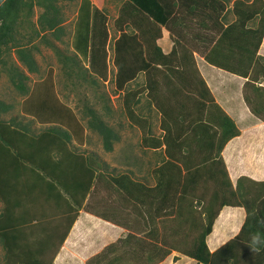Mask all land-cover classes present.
<instances>
[{"label":"trees","instance_id":"1","mask_svg":"<svg viewBox=\"0 0 264 264\" xmlns=\"http://www.w3.org/2000/svg\"><path fill=\"white\" fill-rule=\"evenodd\" d=\"M74 1L78 0H0V64L14 88L21 94H29V87L26 83L28 77L20 72L17 66H13L12 63L8 65L9 63L4 57L8 54L7 52L14 49L18 60L29 72L39 73L40 67L34 54L35 51L39 50V46L32 45L35 35L36 37L39 36L47 47L55 49L59 63L65 68V75L69 79H74L72 81L73 91L77 94L80 103L76 105L75 109L62 104L54 94L53 85L47 86L46 83L49 79H45L39 92V99L29 104L30 106L25 109L34 115L35 120L44 124L43 127L35 129L33 120L23 123L17 116L10 117V119L4 118V114H7L12 107L0 99V201L2 202L0 208V244L6 251L4 261L2 262L0 259V264H53L61 245L80 215L81 209L99 217L107 216L102 212L105 208L100 209L103 206L100 198L94 199L90 203L91 192L96 182L103 181L101 183L109 191L112 190L109 187L114 188V182L119 183V186L124 190H133L143 186L133 183L127 174L118 175L117 178L107 181L105 173H102L107 164L102 162L97 154L82 149L87 140L86 130L97 132L101 137L104 149L108 152L113 151L114 143L119 141L120 136L107 120L108 117L112 118L115 115L110 105V97L99 91L101 89L99 80L96 79L95 73L90 71V67L82 61L84 59L90 61L93 66H98L99 69H96L102 76L106 77L107 62L104 61L106 60L108 45L109 43L112 44L111 40L108 39V28L103 24L106 15L102 14L100 9L95 8L90 0H80L79 19L74 30L72 44L73 53L69 52L68 49L57 47L55 43L56 41L64 42L63 36L66 32L63 25L65 17L62 13V3ZM127 1L126 12L130 13L134 9L136 15L139 11L138 14L145 19L142 21L140 17L138 23L139 28L145 33L142 39L137 33L127 35L126 32H123L114 42V63L117 61L115 64L119 67L118 80L120 83L118 84L120 86H123L121 81L130 80L129 78H132V75L136 74L137 71L141 72L149 66L144 60L146 46L155 50V56L159 57L157 51H160L161 48L156 43L158 37L161 36L159 24L172 27L171 24L178 20L173 15L176 10H179L177 6L181 0ZM224 1H191L193 4V7L190 8L191 15L200 14V10L208 13L205 18L211 22V26L216 28L218 41H223L220 46H215L208 51L213 50L212 54L216 51L215 55L211 58L205 55V58L213 65L248 77L244 86L245 101L253 113L264 120V87L258 85L262 80L261 76L264 78V57L260 55L255 57L264 35V26L261 28L263 30L260 31L261 29L249 25V23L254 24L252 21H256V18L264 22V0H253L252 3L236 1L235 13L239 16V21L227 27L224 26L225 15L222 16L226 9ZM35 6L41 7L43 12L38 17V29L35 27L32 35L26 37L21 29L26 28L24 23L31 19ZM127 26L130 28V24ZM42 31H49L46 34L50 33L51 37L48 38L46 34L43 35ZM203 38L208 42H213L215 34ZM230 39H234V45L230 43L231 47H237L236 49L240 53L243 54L245 51V53L248 52L252 57H255L252 66L245 63L242 67L244 69L238 70L234 66L227 64V67L215 60L218 55L224 56L228 60L234 58L233 55H226L221 52L223 51L221 49L228 48L226 46H229V42L226 41ZM143 40L146 44H143ZM184 42H188L189 45L193 44L187 39ZM222 44L225 46H221ZM193 46L195 45L193 44ZM181 56L183 57V65L186 62V57L183 54ZM167 60L171 61L172 59L164 56L160 61L165 63ZM126 73L128 76L125 75ZM199 81H197L199 84L196 85L189 84V88L196 87L195 92L201 98L198 102L204 109L203 119L213 124L206 125L213 128L212 136L205 141L210 150V159L199 163L193 162V167L187 171L184 179L182 178L186 184L182 192L179 193L177 200L178 206L184 200L193 206L201 203V199H204L205 205L202 212L205 213V216L204 218L201 217L200 220L194 219L190 222L191 241L187 237L183 241L177 236L179 234L176 233H180L181 228H183L177 224V227L170 226V228L172 235L176 234L179 239L172 236L169 237L171 240H165L164 244L185 253L188 257L196 260V264H233V262L238 263L241 257V254L238 253L239 250L237 251V241L230 240L216 251L211 252L206 237L210 234L219 211L226 205L245 206L247 210L245 227L251 226L259 220H262L264 224V182L240 177L236 187L233 188L222 157V151L227 142L240 135L241 131L235 121L215 102L205 81L203 79ZM84 86L90 87V90H96L94 96L98 98V101H103L102 109L94 107L82 92H76ZM152 87L157 86L153 84ZM172 89L174 90V88ZM176 90L182 91L178 85H176ZM126 98H128L124 104L126 110L121 112L122 115L127 112L131 116V99L128 96ZM134 118L139 119V116ZM168 139L167 137L165 141L170 143ZM157 144L160 146L162 143L159 140ZM190 150L193 151L191 148ZM176 178L173 177V180L169 181L171 188H173ZM205 178L209 180L211 186L218 189V191L211 193L212 196L208 202L203 195L197 197L190 192L191 187L197 185L194 181L200 179L201 182L206 180ZM182 179L178 178L176 182ZM245 181H249V183H245ZM131 184L134 185L133 189L128 187ZM131 192L123 193L122 199L125 203H128L133 197H137V194ZM38 194L47 195L46 199L51 196L55 199L50 201V205L45 206L43 210L49 209L51 213L61 210L62 214L68 210L63 215L64 222H58L60 223L58 224L52 220L46 225L34 216L32 210L42 206L36 205L35 200L38 198ZM30 203L33 207L32 210L29 207ZM108 209L111 210L112 208ZM202 212L199 213L201 216ZM163 228L168 227L164 225ZM155 230H150L147 233L148 236L151 235V237L156 238ZM139 231L144 232L141 228ZM255 234L260 237L259 239H252L251 242L262 246V253L259 255L256 249L243 242L240 245L245 247V250L241 253L245 254L246 258L252 259L253 264H264L262 258L264 256V226H259L255 230ZM159 254L153 248L147 258L148 262L155 263L156 259L160 257ZM104 256L105 254L100 256L101 261ZM115 260L117 259L113 258L110 263H116ZM110 263L106 262L105 264Z\"/></svg>","mask_w":264,"mask_h":264},{"label":"rangeland","instance_id":"2","mask_svg":"<svg viewBox=\"0 0 264 264\" xmlns=\"http://www.w3.org/2000/svg\"><path fill=\"white\" fill-rule=\"evenodd\" d=\"M95 8L100 9V12L102 14L106 15V20H105V27L108 28V39L111 40V43L108 45V51L106 52V60L104 62H107V72H106V77L102 76L99 73V67L98 66H93L90 64V61H85L82 59L83 63L90 67V71L94 72L96 75V79L99 80V84L101 89L99 91L104 92L110 97V105L112 107V110H114V117L108 118V123L110 126L114 128L118 132V135L120 136V139L118 142L114 143V149L111 152H108L104 149L101 137L98 135L97 132H90L89 134V141L88 144H86V148L90 150V152H93V154H97L101 161L106 163V167L104 170L108 172H112L114 174L116 173H121V172H132V173H137V177H133L134 179L141 178L142 174L144 181H146L148 171L152 172L153 177H157L158 175L156 174L155 170L159 169V176H160V171H163L164 166L162 165L164 162H161V165L156 164L157 167H153L154 160H157V157H159L160 154H156V152H150V150H145L142 144H140L141 138L144 137V132L140 127L141 125H121L123 123L127 124V120L125 119V116H122V109L124 103L127 102V98H124L121 96L122 91H128L127 87L131 86L134 88L135 83L141 82L139 84V89L142 91V89L145 90V93L152 98L155 107L157 109H162L161 105L165 104V106H168V104H171L172 100L174 102L173 105V110L176 108L177 114H180V112L183 110L182 103L185 99L183 97H175L170 100L169 95H175L174 91L172 92V88L176 90V83L178 86L181 88L182 91L184 92H189L192 94L194 91H196V87L194 88H189L191 83L193 84H199L200 81L196 77L194 70V67L189 66L191 62L188 63V65L182 66V61L180 59H183L181 56L183 52L187 51H192V46L189 45L188 42H184L182 44L178 43L176 41L177 37L179 35L173 34V36L176 38H169L170 42L169 45H172V48H170V52H168V49L165 50V45L163 42H160L159 47L161 48L160 51H158L159 57L155 56V51L152 48H147L144 52V60L145 62L148 63L149 66L145 67L144 69L147 70L145 73L146 75H149L151 78V81L154 79V81L147 80V76L144 75V71L138 72L136 74L132 75V78H129L130 80L127 81H121L123 86H120L118 83V72H119V67L115 64L117 61L114 63L115 59V52H114V42L118 37L123 34V32H126V34L130 35L132 33H137L139 38L143 37L145 31H142L139 28L138 22H134L132 24V21H134V18L136 17V12L135 10H131L130 13L126 12V7L128 6V1L127 0H90ZM236 1H246L247 3H252L253 0H230L227 3V11L225 13V23L226 24H232V23H238L239 21V16L235 13L236 8H237V3ZM80 0L74 1V2H63L62 3V13L64 14L65 20L63 22V25L66 29L65 35L63 36V41L64 42H59L56 41L57 47L61 49H68L69 52L73 53V41H74V30L77 24V21L79 19V12H80ZM130 7V5H129ZM43 12V9L39 6H35L33 9V14L31 15V19L27 22L24 23V26L26 28L21 29V32L23 33L24 36L29 37L32 35L33 29L37 27L38 29V17L41 15ZM139 11L137 12V14ZM257 19V20H256ZM256 21H252L253 23H249L251 27L254 28H263L264 22L262 20H259V18H256ZM140 21V20H139ZM142 21H145L144 18H142ZM127 24H130V28L127 26ZM107 25V26H106ZM254 25V26H253ZM146 26V25H145ZM147 27V26H146ZM40 29V28H39ZM261 29L260 31H262ZM49 31H42L41 33L46 34ZM148 34L150 35L149 31ZM182 34V33H181ZM213 34V33H212ZM215 34L214 41L212 42H206L203 44V49L200 50L199 54L207 55L208 58H211L213 55H215L216 51H214V54H212L213 50L208 52L211 48L220 46V44L223 42L218 41L219 37L217 33ZM148 35V37H149ZM48 38H50V33L46 34ZM189 37H191V34H189ZM168 38V37H167ZM259 38V36H258ZM143 39V38H142ZM189 39V38H188ZM100 40V39H99ZM190 42L191 39H189ZM229 46H226L228 48L221 49L222 53L226 55H233L234 58L231 60H228L224 56L218 55L220 57H216L215 60L228 67L229 66H234L238 70H242L244 68L245 63L249 66L253 65V62L255 60V57H258L257 54H255V57H252L250 53H245L243 51V54L240 53L237 47H231L230 43L232 44L234 42V39H230L229 41ZM143 40V44H144ZM214 43V45H213ZM146 44V43H145ZM32 45H38L39 50L35 51V59L37 61L38 66L40 67V72L39 73H31L29 72L26 67L23 66V64L18 60L16 51L14 49H11V51L7 52L8 54L4 57V59L9 63L10 65L12 63L13 66H17L20 72L24 73L27 75V85L29 87V94L24 95L19 93L14 86L12 85L8 75L6 74V71L2 68L0 64V99L4 100L7 104H9L12 108L7 114H4V118L10 119V117H19V119L23 123H28L33 120V126L35 129H39L43 127L44 124L40 123V121H37L34 119V115L31 112H27L28 110H25L29 104L32 102L34 103L37 99H39V92L41 91L42 85L44 83V80H48L49 85H53V90L54 94L56 97L62 102V104H66L69 107L75 109L76 105L79 102V98L77 94L73 91L74 87L72 84V79L67 78L65 75L64 69L62 65L59 63L58 57L56 56V51L55 49L47 47L44 42L41 40V38L36 37L34 35L33 43ZM234 45V43H233ZM221 46H225L222 44ZM168 48V46H167ZM220 48V47H219ZM259 48V47H258ZM150 49V50H149ZM258 51V50H257ZM172 53L171 56L164 55L165 53ZM73 55V54H72ZM259 55V54H258ZM261 55V54H260ZM155 56V57H154ZM164 56H167L168 58L175 60L174 62L171 61H166L165 63L161 62L162 58ZM190 58H193V55L189 56ZM194 63L195 60H193ZM162 64V66H154L152 64H157L159 63ZM172 62V63H171ZM248 66V67H249ZM175 67V68H174ZM180 67V68H179ZM187 67H189V70H187ZM97 68V69H96ZM250 69V68H249ZM125 70V69H124ZM185 71V73H182ZM187 72V73H186ZM197 72V76H198ZM128 76V74H125ZM185 75V76H184ZM187 75V76H186ZM201 77V74H200ZM251 78V77H250ZM189 79V80H187ZM261 79L264 80L263 76H261ZM134 80V81H133ZM183 80H186L183 82ZM245 80V79H244ZM244 80H242V83L244 84ZM199 81V83L197 82ZM202 83V82H201ZM155 84L157 87H152V85ZM190 84V85H189ZM208 87V86H207ZM153 88V89H152ZM218 88V87H217ZM221 88V87H220ZM211 89V88H210ZM209 89V90H210ZM243 87L240 88L238 91H243V96L245 99V93H244ZM86 90V91H85ZM85 91V92H84ZM96 91V90H95ZM94 90H90V87L84 86L79 88V91L76 92H82L89 100L90 103L94 105V107L102 109L103 107V101H98V98H96ZM218 92V90H217ZM183 92H178V95H182ZM121 97H120V96ZM242 97V93H241ZM76 111V110H75ZM187 114L185 113V116ZM175 127H179V125H172ZM171 125H152L153 127V132L156 133L157 138L160 137V133L165 130H168L171 128V132L173 131L176 135L179 134L178 139V144H181L183 140H185L186 134L185 132L188 131L190 128V125H180L179 131H175V129ZM45 127V126H44ZM185 127V128H184ZM166 137V135L164 136ZM186 141V140H185ZM185 144V143H184ZM185 146L182 145L183 150L180 148H177L176 151H174L175 154L178 153V156H173L174 159H172L170 162L173 165L179 167L178 165H183L185 166L184 168L190 170L193 167V163L189 161L190 156H194V153H191L190 148L193 147L190 144H185ZM189 146H191L189 148ZM86 149L85 146H82V149ZM193 149V148H191ZM187 150V151H186ZM163 151V150H162ZM159 153V152H158ZM168 154V153H167ZM162 156V155H160ZM131 164L132 166L128 165ZM170 163H166L168 167H171ZM134 166V167H133ZM161 166V167H160ZM180 168V167H179ZM141 170L142 173L140 174L137 170ZM99 174V173H98ZM133 175V174H131ZM158 176V179H159ZM163 178V177H161ZM107 180H110L109 178ZM163 181L165 179H162ZM173 180V179H172ZM143 181V182H144ZM175 183L173 184V188L175 190H178L179 193L182 192V189L185 187V184L183 179L180 180L179 182H176V179H174ZM102 182V181H101ZM101 182H96L93 190V197L95 200L101 199L102 201L108 198L110 195L109 201L115 202L114 199L120 200V196H118L117 193H111L105 191L104 187H102ZM186 182V181H185ZM116 185V182H114ZM145 183V182H144ZM167 182L163 183V188ZM179 184V185H178ZM202 184V183H201ZM211 185V184H210ZM209 185V190H211V193L213 191V187H210ZM199 189V191L202 192L204 197H206V201L210 199V196L212 194H208L207 192L205 193L206 189L202 188V186H197L196 190ZM210 193V192H209ZM122 195V194H121ZM163 194H161L162 196ZM38 198L35 200L36 205H42L36 210H32L33 207L32 204L30 203L29 207H31L32 213H34V216L36 218H39V221L42 223H47L49 221H52L54 218V213L50 212L49 209L43 210L45 206L50 205V201L55 200L54 198L48 197L47 195L43 194H38ZM165 197L167 199L163 202L170 203L171 206L169 207L168 214H165L163 212H160L161 216L164 214L166 216H175L178 208V196L177 194L174 195L173 197L168 193H164ZM170 199H169V197ZM199 196V195H198ZM172 197V198H171ZM22 199V198H21ZM117 200V201H118ZM124 201V200H123ZM147 202V200H144ZM25 202V201H24ZM23 202V203H24ZM32 202V201H31ZM141 201H135V205L132 204V199L129 200V202L124 203L120 208L118 214L114 216L115 219H113V224L108 225L107 228H111L113 230L114 234L112 235L109 234V230L106 228H103L100 226L99 223H101L102 217H98L97 221L95 220V223H91L90 229H87V231L83 235L82 232L86 229L85 227H82L81 229H76L73 231L75 234L73 236L77 238H81V236H77V233H80V235L85 236V239H82L84 242L80 241L73 246H67V249L60 248L59 252H61L59 258H55L53 264H105L106 262H109L113 259L116 258L115 260L116 263H110V264H147V258L149 254H151L152 249H155V252L160 253V257L156 259V262L154 264H175L176 258H180L183 256H186L185 253L180 254L173 253L170 254L169 256H166V253L164 252L165 250L160 249V241H152L150 237L148 236V232L152 229L158 230L157 234L160 233L162 235L161 231L165 228L164 225L169 226L168 223H170L167 220H162L161 217L158 215H152L148 221L149 223L146 226V229L144 228V225L141 226V219H138L139 216H137V212L141 210L144 212L148 207H146V204H139ZM160 202V201H159ZM117 206V205H116ZM139 206V207H138ZM2 207V202L0 201V208ZM105 210V209H104ZM104 210L102 212H104ZM65 212V211H63ZM68 212V211H67ZM65 212V213H67ZM64 213V214H65ZM61 210L58 212V215H61ZM63 214V215H64ZM137 219V220H135ZM174 220L173 218H171ZM115 220V221H114ZM176 220V219H175ZM58 221L61 223L63 220L58 217ZM173 222V221H172ZM117 223V224H116ZM174 223V222H173ZM121 226L118 227L119 225ZM90 225V224H89ZM85 224L84 226H89ZM118 225V226H117ZM133 228H132V227ZM139 228L143 229L145 233L139 232ZM166 229H169L166 228ZM133 232V234H129ZM132 237H131V236ZM167 237H171L167 235ZM174 237V235H173ZM97 240V242H90V239ZM74 243V242H73ZM153 246V248H152ZM166 249V247H163V249ZM69 250V251H68ZM150 252V253H149ZM6 254V251L0 244V259L2 262L4 261V256ZM59 254V253H58ZM105 254V256L102 258L101 261V255ZM94 255V256H93ZM91 257L88 261L87 258ZM121 259V260H120ZM188 260V259H187ZM87 261V263H85Z\"/></svg>","mask_w":264,"mask_h":264},{"label":"crops","instance_id":"3","mask_svg":"<svg viewBox=\"0 0 264 264\" xmlns=\"http://www.w3.org/2000/svg\"><path fill=\"white\" fill-rule=\"evenodd\" d=\"M192 0H181L178 3H180L177 6L178 11H175V14L173 16L177 17V21L173 22L171 26H168L166 24H159V27L161 29V36L158 37L156 40V43L160 45V42H163L165 45V50L168 49V52H170V48H172V45H169L170 42L167 43V41H170L169 38H174L176 39L173 34L179 35L176 39V41L180 44L184 43L185 39L193 43L190 44L193 48L192 51H185L182 54L185 55L186 57V62L183 65H188L189 62L191 64L189 66L194 67L195 70L193 74L196 75L198 80L203 79L210 89V92L215 100V102L220 105L223 110L235 121V124L237 127L240 129V135L232 138L227 142L225 147L223 148L222 151V157L224 159V162L226 164L229 178L231 180V183L233 185V188L236 187L237 181L240 177H247L251 180L257 181V182H264V120L260 117L257 116L253 113V111L249 108L248 104L246 103L244 96H243V91H238L240 90L241 87L244 88L245 83L248 80V77H244L240 74L233 73L229 70H226L224 68H220L216 65L211 64L210 62L207 61L205 58V55L199 54L200 50L203 49V44L207 42V40H204V36L209 37L212 33H216L217 30L215 27L211 26V22L207 18L208 13H204L203 10H200V14L196 13L191 15L190 13V8L193 7V4H191ZM211 1V0H208ZM224 1V0H223ZM229 2V1H228ZM225 2V6H227V3ZM227 11V8L225 9L224 13L222 16L225 15ZM228 12V11H227ZM212 13V12H211ZM213 15V14H211ZM143 18L142 15L137 14L136 17L134 18V21H132V24L134 22H140L139 18ZM214 18V17H213ZM153 20V18H152ZM147 21V20H146ZM231 24H226L225 27ZM182 33V34H181ZM189 34H191V37H189ZM168 37V38H167ZM189 38V39H188ZM158 45V46H159ZM214 45V43H213ZM168 46V48H167ZM155 51V50H154ZM167 51V50H166ZM165 53L164 55L171 56L172 53ZM258 54L260 56L264 57V35L263 38L259 44L258 48ZM158 53V51H157ZM257 54V55H258ZM193 55V58L188 57ZM196 63H194V61ZM175 60H172L174 62ZM182 61V59H180ZM171 62V63H172ZM154 66H162V64L157 63V64H152ZM183 65L181 67H183ZM175 68V67H174ZM180 68V67H179ZM184 70V67L183 69ZM147 71H144L143 76H147V80L151 81V78L149 75H146ZM197 72L198 76H197ZM201 74V77H200ZM245 79V80H244ZM242 80H244V84L242 83ZM134 81V80H133ZM154 81V79L152 80ZM151 81V82H152ZM186 80H183L185 82ZM139 84L141 82L135 83L134 88L133 87H127L129 89L128 91H122L121 96L126 98L127 96L130 97L131 102L130 105L132 107V114L131 116L125 112L123 113L122 116H125V119L127 120V124L123 123L121 125H141L140 130L142 129L144 132V137L141 138L140 144L144 147L145 150H150V152H156V154H160L159 157H157V160H154V165L153 167H157L156 164L161 165V162H164L162 165L164 166L163 171H160V176H159V169L154 168V171L156 174L159 176L153 177L152 172L148 171V175L145 179H143V174L141 178L134 179L133 177H137V173H132V172H121V173H112L115 171H112L111 173L105 172L106 170H103L105 173V178L106 180L117 178L118 175H125L127 174L130 179L132 180L133 183H138L140 185H143L142 187L139 188H134V185H130L128 187H131L133 190H128V189H122L120 187L119 183H116V185H113V187H109L111 191H109L107 188L104 187L105 191L111 192V193H117L118 196H120V200L114 199L115 202L109 201L110 195L108 198L102 201L103 206H101L100 209L105 208L104 210V215L107 214V216H103L101 220L100 226L103 228H106L109 230V234L112 235L114 234L113 230L111 228H107L108 225H112L113 219L115 215H117L119 212V208L125 203L122 199L123 193H128L129 191L132 194H137V197L132 199V206L135 205V201H141L139 204H146V207H148L144 212L140 210L137 212L138 219H141L140 221L141 226L144 225V228L146 229L147 224L149 223V219L152 218V215H159L162 220H167L170 222L168 223L169 229H163L161 232L162 235L157 234L158 230H155L157 234V240L160 241V249L164 248V252L166 253V256H169L170 254L173 253H179L180 251L174 250L171 247H167L164 244L165 240H171V238L167 237L173 236L171 232V227H177V224L179 226H182L181 232L176 233L179 234L177 236L180 237L181 240H186V237L190 241L192 240V232L189 229L190 222L192 220H200L201 217L204 218L205 213L202 212L203 207H204V199H201V203H197L195 201L196 205H189V203L184 200L180 206H178V210L176 212L175 216H166L165 214H168V211L170 210L169 207L171 206L170 203L163 202L167 199V197L163 196L164 193H169L172 197L177 194L179 195V191L175 190V188H171L169 181H172L173 177H177L176 179H184V175L186 176L187 174V169H185L183 165H178L177 167L175 163L173 165L171 164V160L174 159L173 156H178V153L175 154L174 151L177 150V148H180V150H183V146L186 147L185 144H190L193 147V151L191 152L192 154L194 153V156H190L189 161L196 162H203L206 159H210V154H209V148L206 145L205 141L210 139L212 136L213 128L210 126L206 125H213L212 123L205 121L203 119V112L204 109L201 106V104L198 102L200 100V96L198 95L197 92H193L190 94L189 92H184V91H177V90H172L174 91L175 95H169L170 100L175 97H183L185 99L183 103L181 104L183 107V110L180 112V114H177V109L173 110V105L174 102L172 100L171 104H168V106H165V104L161 105V110L157 109L155 107V104L150 98L149 95L145 93V90L142 89V91L139 89ZM176 85H178L176 83ZM259 86L264 87V80L262 79L261 82L258 84ZM218 87V88H217ZM221 87V88H220ZM218 90V92H217ZM178 92H183L182 95H178ZM242 93V97H241ZM120 96V95H119ZM120 96V97H121ZM128 99V98H127ZM140 100V101H139ZM125 104V103H124ZM126 110V107L123 105L122 111ZM185 113L187 114L185 116ZM139 116V119H135L134 117ZM152 125H179V127L172 126L175 131H179L180 125H190V128L188 129L185 137V140L182 141L181 144H178V139L179 134L176 135L173 131L171 132V128L168 130H165L160 133V137L157 138L156 133L153 132V127ZM185 128V127H184ZM90 130H86L85 135L87 136V140L85 141V146L88 144L89 141V134ZM166 135V137H164ZM169 138L168 143L166 138ZM162 143L160 146H158V141ZM185 143V144H184ZM84 149V148H83ZM88 151L89 149H84ZM163 150V151H162ZM90 152V150H89ZM159 152V153H158ZM88 153V152H86ZM168 153V154H167ZM166 163H170L172 166L168 167ZM194 164V163H193ZM129 166H132L131 164L128 163ZM134 167V166H133ZM161 167V166H160ZM140 174L142 171L139 169L137 170ZM100 173V171L98 172ZM133 174V175H131ZM178 174H180L178 176ZM163 177V178H161ZM162 179H165L164 181ZM206 180H203L200 182V179L196 182V186H192L190 192L193 194V196L199 197L200 194H202L199 189L196 190L197 186H202V188L207 189V193L211 194V190H209V180L205 178ZM108 181V180H107ZM145 183H144V182ZM162 181V182H161ZM103 182V181H102ZM165 186L163 188V183H165ZM202 183V184H201ZM245 183H249V181H245ZM115 184V183H114ZM103 185V184H102ZM211 187V185H210ZM213 187V192L218 191V189L214 186ZM94 190V188H93ZM93 190H92V197L90 199V203L95 199L93 197ZM210 192V193H209ZM122 194V195H121ZM161 194H163L161 196ZM191 194V195H192ZM199 195V196H198ZM169 197V196H168ZM171 197V198H172ZM89 198V197H88ZM87 198V199H88ZM206 198V197H205ZM170 199V197H169ZM118 200V201H117ZM144 200H147L145 202ZM160 201V202H159ZM198 201V200H197ZM106 203V204H105ZM86 204V203H85ZM107 205V207H105ZM117 205V206H116ZM120 206V207H119ZM112 208L109 210L108 208ZM119 207V208H117ZM139 207V206H138ZM68 211V210H66ZM180 211V212H179ZM59 211H55L54 213V218L53 221L55 223H58V217L63 220V214L58 215ZM160 212L165 213L163 216H161ZM202 212V216L199 214ZM142 213V214H141ZM263 214V213H262ZM142 215L143 217H141ZM97 216L94 213L87 212L85 209L80 210V215L78 218L75 220L73 226L71 227L65 241L61 245L60 248L62 249H67V246H73L74 244L82 241V239H85V236L88 234H84L87 229H90L91 223H95L94 221H97ZM247 217V210L245 206H237V205H226L221 208L219 211V214L217 218L214 221L213 228L210 232V234L206 237V241L208 244V247L211 252L216 251L223 245H225L227 242L230 240H236L237 241V251L239 250L238 253L241 254V257L238 261V263L233 264H253V260L246 258V255L242 254L241 251L245 250V247H242L240 245L241 242L250 245L254 249L257 250L258 254L260 255L262 253V246H258V244H254L251 242L252 239H259L260 236H257L255 234V230L259 228V226H264L262 220L260 221H255L253 223V227L248 226L245 227L244 223L246 221ZM173 218L174 220H172ZM176 219V220H175ZM137 220V219H135ZM115 221V220H114ZM174 223H173V222ZM64 222V221H62ZM60 224V223H58ZM85 224L89 226H84ZM115 224V223H113ZM117 224V223H116ZM47 225V223H46ZM119 225V224H118ZM117 225V226H118ZM82 227H85L86 229L82 232L83 235H80V233H77V236H81V238H77L73 236L75 233L73 232L76 229H81ZM118 227L121 228L119 225ZM132 227V226H131ZM133 228V227H132ZM139 231V230H138ZM142 232V231H139ZM145 233V231L143 232ZM149 233V232H148ZM133 234V232L129 233ZM176 234L174 237H177ZM183 237V238H182ZM178 238V237H177ZM150 239L152 241H157L155 238L151 237ZM179 239V238H178ZM90 242H97V240L90 239ZM235 241V242H236ZM74 242V243H73ZM67 244V246H66ZM78 246V244H76ZM60 250V249H59ZM69 251V250H68ZM56 258H59L61 252H58ZM182 253V252H181ZM94 256V255H93ZM91 257L87 258V261ZM264 259V256L262 257ZM188 259V260H187ZM175 264H196V260L193 258L186 256L176 258ZM87 261L85 263H87ZM156 262V261H155ZM147 264H154V262H148L147 259ZM263 264V263H261Z\"/></svg>","mask_w":264,"mask_h":264},{"label":"clouds","instance_id":"4","mask_svg":"<svg viewBox=\"0 0 264 264\" xmlns=\"http://www.w3.org/2000/svg\"><path fill=\"white\" fill-rule=\"evenodd\" d=\"M78 103H79V102H78ZM79 104H80V103H79ZM79 104H78V105H79ZM108 118H110V117H108ZM108 118H107V119H108ZM113 185H114V184H113Z\"/></svg>","mask_w":264,"mask_h":264}]
</instances>
